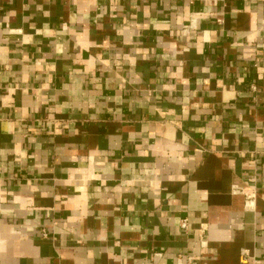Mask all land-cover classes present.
<instances>
[{
    "label": "crops",
    "instance_id": "obj_1",
    "mask_svg": "<svg viewBox=\"0 0 264 264\" xmlns=\"http://www.w3.org/2000/svg\"><path fill=\"white\" fill-rule=\"evenodd\" d=\"M256 262L264 0H0V264Z\"/></svg>",
    "mask_w": 264,
    "mask_h": 264
},
{
    "label": "built area",
    "instance_id": "obj_2",
    "mask_svg": "<svg viewBox=\"0 0 264 264\" xmlns=\"http://www.w3.org/2000/svg\"><path fill=\"white\" fill-rule=\"evenodd\" d=\"M240 190L242 191V189H240ZM245 199H246L247 202L251 201L252 195L245 194ZM187 222H188L187 218H183L181 220V227L186 228L187 227ZM243 253H244V255H246V252L245 251H243ZM254 264H258V263L256 262Z\"/></svg>",
    "mask_w": 264,
    "mask_h": 264
}]
</instances>
